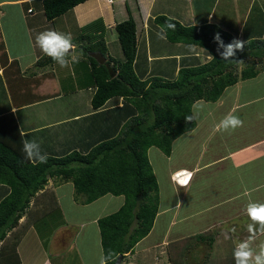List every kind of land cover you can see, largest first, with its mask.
Instances as JSON below:
<instances>
[{
	"label": "crops",
	"instance_id": "obj_1",
	"mask_svg": "<svg viewBox=\"0 0 264 264\" xmlns=\"http://www.w3.org/2000/svg\"><path fill=\"white\" fill-rule=\"evenodd\" d=\"M256 6L264 8V0H87L49 20L41 0H32L30 4L24 0H0V137L6 136L5 129L15 119L24 138L38 142L42 153L61 156L74 150L87 151L115 128L114 118L108 110L116 104L122 106L123 99H112L103 108L94 110L92 98L97 87L92 75V62L83 53V43H74L94 21L103 20L108 54L122 60L123 51L115 26L132 16L137 23L138 54L143 53L145 57L141 63L143 71L170 75L171 72L176 74L182 65L192 64L196 57L198 61L205 62L210 56L203 48L170 43L166 38H160L158 33L162 29L152 19L167 15L185 25L216 23L237 33L238 39L242 40L246 32L244 28ZM101 28L102 25L98 30ZM47 29L71 33L76 52L81 54L79 63L70 68H61L56 62L37 66V62L46 55L37 46L35 37ZM247 80L227 87L216 102L203 100L208 107L195 115L196 128L175 140L177 143L185 137L190 143L178 161H173L176 143L166 158L164 166L171 198L164 207L160 203L151 232L136 245H142L141 249L129 254L123 264H169L164 256L166 246L230 222L229 226L237 231L234 233V247L248 238L249 233H243L247 228L234 225L237 222L251 223L246 208L241 209L243 220L234 209L253 202L254 196L264 201V104H259L264 101V92L244 95L243 84ZM10 111L14 116L8 115ZM230 112L239 116L245 126L243 124L234 131H217V124ZM194 138L199 142L196 143ZM157 149L150 147V160L152 156L162 157L161 150ZM159 166H155L156 175L157 169H164L161 164ZM211 168H215L212 174L227 173L210 189L212 195L219 191L224 199L206 207L199 206L197 200L188 202L199 175L207 178L206 171ZM188 173H191V178L187 184L177 181L178 174L187 178ZM204 183L209 184L206 180ZM46 190H54L64 215V224L66 217L69 221L63 229L68 230L71 226L77 229L74 239L78 240L80 264H100L104 253L98 220L119 210L125 197L109 193L91 203L78 202L73 182L55 178L49 180ZM225 191L228 192L226 196L222 194ZM7 193V186L0 184V201ZM226 206L232 209L230 213L229 210L221 212L220 209ZM26 218L24 216L20 223H25ZM14 230L8 235H12ZM153 233L157 238L151 239ZM53 239L54 234L48 246ZM262 243L264 232L257 231L253 247L258 249ZM45 247L40 231L33 224L24 233L16 250L22 264H54V258L48 256V247ZM156 248L161 256H156L154 262ZM4 262L5 254L0 256V264Z\"/></svg>",
	"mask_w": 264,
	"mask_h": 264
},
{
	"label": "trees",
	"instance_id": "obj_2",
	"mask_svg": "<svg viewBox=\"0 0 264 264\" xmlns=\"http://www.w3.org/2000/svg\"><path fill=\"white\" fill-rule=\"evenodd\" d=\"M85 1L41 0V5L46 17L52 20ZM169 18L176 25L175 30L166 27L165 21ZM252 20L251 15L244 28L243 50H237L233 60L225 61L217 53L214 36L219 33L227 44L238 39L237 33L216 23L185 25L167 15L155 17L152 21L164 30L168 42L194 45L214 57L205 62L196 57L192 64L182 65L176 74L160 73L164 76L143 71L138 61L137 23L132 16L115 26L123 51L122 60L108 54L103 20L89 24L76 42L83 43V53L92 62L97 87L92 105L98 110L108 101L122 98V106L116 104L108 110L116 126L87 151L47 155V162L39 163L25 157L23 141L26 139L13 119L14 123L5 129L6 136L0 137V184L8 188L7 195L0 201V256L6 255L4 263L22 264L16 249L24 233L35 222L41 223V218L52 209L62 211L54 190H46L51 178L72 181L78 202L91 203L109 193L125 197L119 210L98 220L104 256L111 251L117 257L123 255L124 262L135 251L137 243L151 232L159 211L160 188L148 155L150 147H158L170 156L174 141L197 126L195 116L193 120L186 119L194 115V102H216L227 87L264 71V31H257L258 26L250 24ZM89 42L95 44L89 45ZM95 51L108 55V60L100 64L89 55ZM53 63L46 55L37 66ZM240 63L244 64L242 68ZM8 113L14 116L11 111ZM24 216H27L25 223H20ZM240 218L243 220V216ZM230 224L224 226L231 233L235 228ZM247 224L234 223L242 229H246ZM215 229L188 237L184 240L187 242L185 249H180L178 255L170 254L168 263L208 264L211 254H205L200 244L206 241L209 248L212 247L220 234ZM12 230L14 232L9 236ZM181 242L172 244L177 246ZM116 260H109L108 264H114Z\"/></svg>",
	"mask_w": 264,
	"mask_h": 264
},
{
	"label": "rangeland",
	"instance_id": "obj_3",
	"mask_svg": "<svg viewBox=\"0 0 264 264\" xmlns=\"http://www.w3.org/2000/svg\"><path fill=\"white\" fill-rule=\"evenodd\" d=\"M263 13H264V8H258L257 6L256 8L252 10L253 20L255 21L253 22L252 20L250 24L251 25L254 24L255 26H258L257 31H262V30L264 31V27H263L264 26L263 24L264 14ZM257 20L260 21L261 23L257 22ZM93 32L94 31H92V33ZM74 43H77V42L75 41ZM144 59H145L144 54L140 53L139 59H138L139 63L141 64ZM169 61L172 62V60H169ZM243 66L244 64L240 63V68H242ZM153 75L161 76L162 74L155 72ZM165 77L170 78L169 76H165ZM254 78H257V79H251V80H247L244 82L243 84L244 95H248V94L259 95L264 92V71L260 72V74ZM259 104H264V101H260ZM240 112L241 111H239L238 113ZM243 124L245 126V123ZM176 141L174 142L173 146H175ZM194 141L198 143L199 139L194 138ZM189 143L190 141L185 140V137H183L180 141L176 143V148H175L176 153L173 155V161H178L177 158L181 157V155L183 154L185 150H188ZM161 153L163 154L161 155L162 156L161 158H156V156H152L151 160L153 162L152 166H153L154 172L156 170L155 166L156 167L158 166L160 168L159 164H161L164 168L161 170L157 169V175H156L158 182H159V188H160V203H161V206L164 207L171 197L168 191V183H167L168 177H167V174H166L167 172L164 166L167 160L166 159L167 155H165V153L162 150H161ZM207 159H209V157ZM204 161H206V159ZM214 169L215 168H211L209 169V171L208 170L206 171V174L208 175L207 178L203 174L199 175L198 179L194 183L195 188L190 193L188 202L197 200L199 201L198 203L199 206L206 207L212 204L213 202L222 201L224 199V197H221V194L219 191L216 192L214 195H212L210 189L213 186H216L217 183L221 182L226 177L227 173L220 171V172H216L212 174ZM200 179H204V180H202L201 182H198ZM205 180L206 182H209L208 185L204 183ZM161 193H162V200H161ZM222 194L226 196L228 192L225 191V193H222ZM242 200L243 198L239 199L238 201H242ZM253 202L264 203V201L262 202L260 199L256 198L255 196H254ZM243 207L247 209V205H240L236 207V209H234V212L237 215L239 214L240 216H242L241 209ZM159 209H160V206H159ZM220 210L221 212L226 213L228 212L229 208L226 206V207L221 208ZM231 211L232 209L229 210V213ZM60 212H57V208L52 209V211H50L47 215L41 218L42 219L41 223H39V221L35 222L34 227L36 226L38 231H40L42 240L44 241V246H46L45 249L48 247L46 249V253L48 254L49 257L54 258L53 259L54 264H80L78 244H77L78 240L74 239V234L77 229L72 226L68 227L69 228L68 230L63 229V227H67L69 221L66 217L65 224H64V215L62 211ZM66 213L67 215H69L68 209ZM199 225L202 226L203 223L200 222ZM59 227L61 230H59ZM215 227L217 229H215ZM214 229L220 231V235L218 236V239L214 243V245L209 248L208 242L206 241L200 244L204 247V250L206 251L204 252L205 254L208 252H210L211 254L208 264H235L234 259H233V250L235 248L234 247V244H235L234 233H237V231L230 233L227 231L226 227L222 225L214 226L213 228L209 229V231L214 230ZM243 233L244 235L248 234V230L244 231ZM53 234H54L53 242H51L48 246V241L50 239L52 240ZM230 236L232 237V239L230 238ZM154 238H157L156 233H153V235L151 236V239H154ZM181 243L183 244L182 246L180 245L176 246L175 244H171L168 247L166 246V252H164V256L166 257V262L168 261V257L170 254L178 255L180 249H185L184 244H186L187 242L182 241ZM141 247L142 245L138 247L135 246L134 250L138 252L141 249ZM159 251L160 250H157V248L154 249V252H153V255H154L153 259H155L154 262H156V258H155L156 256L159 258L161 256ZM192 264H202V262H193Z\"/></svg>",
	"mask_w": 264,
	"mask_h": 264
},
{
	"label": "clouds",
	"instance_id": "obj_4",
	"mask_svg": "<svg viewBox=\"0 0 264 264\" xmlns=\"http://www.w3.org/2000/svg\"><path fill=\"white\" fill-rule=\"evenodd\" d=\"M25 3H31L32 0H24ZM168 29L175 30L176 25L171 22V18L165 21ZM160 38H166L162 29L158 33ZM214 40L217 44V53L225 61L233 60L237 50H243L245 42L239 39H233L225 44L219 33H216ZM35 42L40 50L47 56L51 57L61 68H70L71 65L79 63L81 54L76 52V46L73 43L71 33H62L54 29H47L39 32L35 37ZM214 58L210 56L209 59ZM194 115L186 117L187 120H193L195 115H199L207 103L198 100L193 104ZM243 126V120L233 114L226 115L216 126L217 131L227 132ZM23 152L25 157L33 162L46 163L47 155L41 152L40 145L35 140L23 141ZM186 176V175H185ZM185 177L183 184H187L191 178V173ZM179 182V181H178ZM179 182V183H182ZM247 216L251 223L247 224L249 236L247 239L239 241L233 250V259L235 264H264V243L260 244L258 249L253 247L256 240L257 231L264 232V203L249 202L247 205ZM235 231V229H232ZM118 257L111 251L107 256H102L100 264H108L109 260H116ZM123 264V262H122Z\"/></svg>",
	"mask_w": 264,
	"mask_h": 264
},
{
	"label": "water",
	"instance_id": "obj_5",
	"mask_svg": "<svg viewBox=\"0 0 264 264\" xmlns=\"http://www.w3.org/2000/svg\"><path fill=\"white\" fill-rule=\"evenodd\" d=\"M90 55L95 58L100 64H104L107 60V56L101 52H91ZM123 255H120L114 264H122Z\"/></svg>",
	"mask_w": 264,
	"mask_h": 264
},
{
	"label": "built area",
	"instance_id": "obj_6",
	"mask_svg": "<svg viewBox=\"0 0 264 264\" xmlns=\"http://www.w3.org/2000/svg\"><path fill=\"white\" fill-rule=\"evenodd\" d=\"M29 12H32V9H29ZM180 175H181V174H178V176H177V177H178V178H177V181L182 182V180L184 181V179H185V175H184V176H181V177H180ZM187 178L189 179V176H188Z\"/></svg>",
	"mask_w": 264,
	"mask_h": 264
}]
</instances>
